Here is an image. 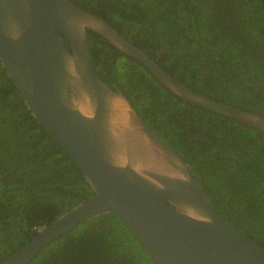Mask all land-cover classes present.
<instances>
[{
  "label": "trees",
  "instance_id": "trees-1",
  "mask_svg": "<svg viewBox=\"0 0 264 264\" xmlns=\"http://www.w3.org/2000/svg\"><path fill=\"white\" fill-rule=\"evenodd\" d=\"M68 1L100 14L192 91L264 116V0ZM111 68L136 113L189 164L213 209L264 247V133L180 100L122 52L111 56ZM92 193L0 63V263ZM27 264L152 263L107 212L80 222Z\"/></svg>",
  "mask_w": 264,
  "mask_h": 264
},
{
  "label": "water",
  "instance_id": "water-1",
  "mask_svg": "<svg viewBox=\"0 0 264 264\" xmlns=\"http://www.w3.org/2000/svg\"><path fill=\"white\" fill-rule=\"evenodd\" d=\"M116 52L180 100L264 133L263 115L192 91L100 14L68 0H0V63L93 192L0 264H27L80 222L107 212L126 225L152 264H264V247L213 209L189 164L118 88L111 68Z\"/></svg>",
  "mask_w": 264,
  "mask_h": 264
},
{
  "label": "rangeland",
  "instance_id": "rangeland-1",
  "mask_svg": "<svg viewBox=\"0 0 264 264\" xmlns=\"http://www.w3.org/2000/svg\"><path fill=\"white\" fill-rule=\"evenodd\" d=\"M10 127L7 125V129H6V132H4V133H6V135H9L10 134V132H12V130L10 131ZM10 139H9V141H12V138L11 137H9ZM11 148V147H10ZM9 148V149H10Z\"/></svg>",
  "mask_w": 264,
  "mask_h": 264
}]
</instances>
